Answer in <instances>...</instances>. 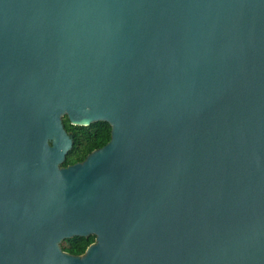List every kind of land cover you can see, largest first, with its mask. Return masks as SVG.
Returning a JSON list of instances; mask_svg holds the SVG:
<instances>
[{"label": "water", "instance_id": "95a60500", "mask_svg": "<svg viewBox=\"0 0 264 264\" xmlns=\"http://www.w3.org/2000/svg\"><path fill=\"white\" fill-rule=\"evenodd\" d=\"M0 264H264V0H0Z\"/></svg>", "mask_w": 264, "mask_h": 264}, {"label": "trees", "instance_id": "16d2710c", "mask_svg": "<svg viewBox=\"0 0 264 264\" xmlns=\"http://www.w3.org/2000/svg\"><path fill=\"white\" fill-rule=\"evenodd\" d=\"M65 132L72 141L70 150L66 153L62 167L81 162L91 151L102 147L109 140L110 127L104 122H95L88 126H72L65 117L61 119ZM94 237H73L66 240L60 249L70 255H82L88 245L93 243Z\"/></svg>", "mask_w": 264, "mask_h": 264}, {"label": "rangeland", "instance_id": "374dc122", "mask_svg": "<svg viewBox=\"0 0 264 264\" xmlns=\"http://www.w3.org/2000/svg\"><path fill=\"white\" fill-rule=\"evenodd\" d=\"M66 244V240H63V241H61L60 243H59V247H62L63 245H65Z\"/></svg>", "mask_w": 264, "mask_h": 264}]
</instances>
